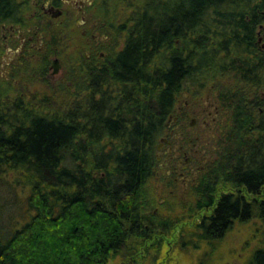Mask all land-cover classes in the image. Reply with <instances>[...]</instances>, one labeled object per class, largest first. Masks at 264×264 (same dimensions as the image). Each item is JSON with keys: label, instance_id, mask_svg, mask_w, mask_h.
I'll return each instance as SVG.
<instances>
[{"label": "trees", "instance_id": "16d2710c", "mask_svg": "<svg viewBox=\"0 0 264 264\" xmlns=\"http://www.w3.org/2000/svg\"><path fill=\"white\" fill-rule=\"evenodd\" d=\"M138 20L142 34L113 60L110 82L96 75L92 91L86 83L80 99L49 113L19 97L0 101V264H107L117 255L134 263L157 215L142 194L156 142L184 82L209 66L213 44L232 54L226 63L238 95L229 136L189 189L186 210L181 203L192 222L180 229L209 242L235 219L264 225V51L256 34L264 0H162ZM17 200V216H8ZM246 264H264V245Z\"/></svg>", "mask_w": 264, "mask_h": 264}, {"label": "rangeland", "instance_id": "374dc122", "mask_svg": "<svg viewBox=\"0 0 264 264\" xmlns=\"http://www.w3.org/2000/svg\"><path fill=\"white\" fill-rule=\"evenodd\" d=\"M159 1L162 0H112L108 14L103 19L120 24L125 23L126 20L134 22L138 14L141 16L144 12L151 13ZM209 42L210 40L205 37L199 39L197 44H199L200 52H204L201 46L208 48ZM212 42L215 43L217 40ZM180 43V41L176 42V48L181 47ZM215 47V44L211 45L214 50L209 55L207 53L208 56L203 60V63H209V66L198 68L194 79L182 85L170 115V117L175 114L182 116L185 122L183 136L186 138L187 145L198 149L207 161L204 163L203 170L216 159L221 143L225 141L226 136H229L233 116L232 105L237 99L236 88L239 86L234 71L226 63L233 59L232 54L225 53L223 47H219L218 44ZM258 47L261 48L259 44ZM184 52L189 53L190 47ZM77 57L78 54L70 47L62 51L60 57L63 66L62 77L53 84L30 79L21 87H14L0 77V101L7 105L8 99L12 101L19 96L25 106L49 113L73 102L75 97L80 99L86 90L80 91V82L75 83L78 76L70 79L71 73L75 74L70 71V67H72L73 59ZM79 57L81 58L82 54H79ZM197 59L202 60L201 57ZM195 65L200 66L201 62ZM216 66H218L217 69H215ZM74 67L78 68V66ZM111 87L112 85H109L108 88ZM112 90L113 88L109 91ZM262 110L260 112H263ZM191 120H193L192 124H190ZM158 142L159 139L156 143ZM157 171L156 165L155 172L146 180L142 188L143 197L150 201L145 210L157 214L153 224L148 221L149 225L153 226V230L139 237L134 263L126 262L117 255L107 264H246L252 252L264 245V225L256 217L243 221L235 219L219 238L216 237L209 242L196 238L191 240V237L184 236L180 227L190 226L192 222L185 213L190 205L186 199L190 195L189 188L193 186L197 177L194 180H187L191 184H185L180 180L176 182L166 179L164 181L160 171L159 174L156 173ZM15 174L11 172L10 176L16 177L17 174ZM18 190L22 194L20 187ZM184 200L185 210H181V203ZM19 205L20 200L12 201L4 211L8 213V216H17Z\"/></svg>", "mask_w": 264, "mask_h": 264}, {"label": "flooded vegetation", "instance_id": "af4514ba", "mask_svg": "<svg viewBox=\"0 0 264 264\" xmlns=\"http://www.w3.org/2000/svg\"><path fill=\"white\" fill-rule=\"evenodd\" d=\"M111 2L0 0V77L14 87L30 79L53 84L62 77L61 53L70 47L78 54L70 67L75 73L70 79L78 76L75 83L80 82V91L86 83L92 91L96 75H105L110 82L108 71L113 60L130 49L134 35L138 38L142 34L143 24L139 14L134 22L126 20L123 24L103 19ZM257 30V44L264 49V25L259 24ZM184 125L181 115L170 117L156 145V173L160 171L164 181L189 184L187 180H194L207 162L198 149L187 145Z\"/></svg>", "mask_w": 264, "mask_h": 264}]
</instances>
